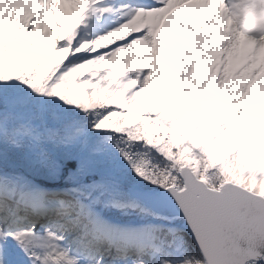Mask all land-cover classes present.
I'll list each match as a JSON object with an SVG mask.
<instances>
[{
    "label": "snow or ice",
    "instance_id": "obj_1",
    "mask_svg": "<svg viewBox=\"0 0 264 264\" xmlns=\"http://www.w3.org/2000/svg\"><path fill=\"white\" fill-rule=\"evenodd\" d=\"M0 264H264V0H0Z\"/></svg>",
    "mask_w": 264,
    "mask_h": 264
},
{
    "label": "bare ground",
    "instance_id": "obj_2",
    "mask_svg": "<svg viewBox=\"0 0 264 264\" xmlns=\"http://www.w3.org/2000/svg\"><path fill=\"white\" fill-rule=\"evenodd\" d=\"M132 215H133V218H132L133 220L137 219V217H136V214H135V213H133Z\"/></svg>",
    "mask_w": 264,
    "mask_h": 264
}]
</instances>
